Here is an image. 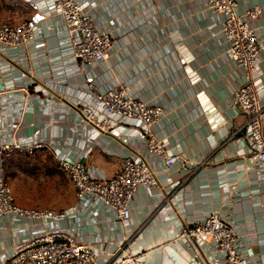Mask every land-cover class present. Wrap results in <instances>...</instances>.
Instances as JSON below:
<instances>
[{
	"label": "crops",
	"instance_id": "obj_1",
	"mask_svg": "<svg viewBox=\"0 0 264 264\" xmlns=\"http://www.w3.org/2000/svg\"><path fill=\"white\" fill-rule=\"evenodd\" d=\"M79 1L95 24L113 35L109 57L92 66L91 71L76 70L79 63L72 60L62 43L65 35L59 31L61 19L45 12L41 34L34 41L0 50V90L8 78L18 84L35 79L47 84H90L94 89L123 86L131 94L163 105L162 116L153 124L155 133L170 149L181 150L193 162L188 168L178 164L165 168L161 156L147 150L131 125L124 126L121 135L103 132L90 139L87 125L78 122L62 94L51 99L47 107L36 100H24L12 112H17L16 136L39 128L46 139L84 157L90 166L99 167L107 175L117 171L123 155L141 153L157 171L162 186H138L131 201V217L125 224L99 201H78L69 177L68 186L54 188V195L53 189L29 184L24 168L53 160L50 148L42 146L33 153L16 149L6 158L7 179L17 199L27 205L58 208L75 204L77 215L63 220V226L97 248L101 259L127 237L133 242L126 250L142 252V259L149 264H192L190 249L181 240L172 239L173 233L182 221L199 219L209 210L219 209L236 227L238 245L264 264V172L258 168L245 170L242 165L245 115L231 100L235 87L244 80V71L226 54L220 16L207 6V0ZM5 3L6 9L0 7V22L17 23L31 13L25 1ZM254 5L261 8L251 22L261 48L253 80L264 102V0H238L237 11L243 13ZM7 64L11 67L4 69ZM24 93L16 92L18 101ZM8 111L0 108V122L6 131L13 120ZM35 225L33 220L0 213V254L26 238ZM210 256L215 264H227L218 252Z\"/></svg>",
	"mask_w": 264,
	"mask_h": 264
},
{
	"label": "built area",
	"instance_id": "obj_2",
	"mask_svg": "<svg viewBox=\"0 0 264 264\" xmlns=\"http://www.w3.org/2000/svg\"><path fill=\"white\" fill-rule=\"evenodd\" d=\"M22 1L31 8V13L17 23L0 22V50L20 48L34 41L41 34L45 12H51L62 21L59 30L65 35L62 43L72 60L79 63L76 70L91 71L92 66L109 57L114 44L113 35L95 24L91 13L79 0ZM237 4L238 0H207V6L220 16V31L227 42V56L244 71V80L235 87L231 100L236 110L245 115L246 149L241 153L242 165L245 170L258 168L264 172V102L253 80L261 46L251 23L261 13V8L254 5L239 13ZM10 67L11 64H7L4 69ZM86 79L91 80L90 77ZM4 86L0 90V108L3 111L9 108L8 115L13 120L7 131L0 122V213L33 220L36 225L26 238L0 254V264H149L142 259V252L126 250L133 242L127 241V237L101 259L97 248L78 239L73 230L63 226V220L77 215L75 204L58 208L21 203L7 179L5 161L16 149L33 153L39 147L48 146L73 183L78 201L85 204L99 201L111 208L120 222L127 224L138 186H162L157 171L143 154L123 155L117 171L107 175L99 167L90 166L84 157L73 155L67 147L46 139L39 128L16 136L17 112H12L20 108L24 100H36L47 107L51 99L62 94L69 100L78 122L87 125L90 139L103 132L121 135L124 126L131 125L133 132L144 140L147 150L161 156L165 168L175 164L188 168L193 161L181 150L170 149L153 129V124L164 112L163 105L131 94L123 86L94 89L90 84L85 87L67 81L47 84L35 79L28 84H18L12 78L6 79ZM17 91L26 92L20 101L17 100ZM172 239L181 240L190 249L192 264H215V259L210 256L214 252L220 253L227 264H261L238 245L236 227L222 216L219 209H211L199 219L182 221Z\"/></svg>",
	"mask_w": 264,
	"mask_h": 264
},
{
	"label": "rangeland",
	"instance_id": "obj_3",
	"mask_svg": "<svg viewBox=\"0 0 264 264\" xmlns=\"http://www.w3.org/2000/svg\"><path fill=\"white\" fill-rule=\"evenodd\" d=\"M6 5L5 0H0V7L5 8ZM54 158L55 157H53V160H49L50 162L46 165L40 166L29 164L23 171L29 176V184L36 185V187L41 189H53L52 195H54L55 192L54 188L61 187L62 189H65L71 181H69L70 178L68 179V176L65 175L64 171L57 166ZM6 174L9 177V172L7 170ZM23 176L27 177L26 175ZM39 196L41 197L42 194H39Z\"/></svg>",
	"mask_w": 264,
	"mask_h": 264
}]
</instances>
